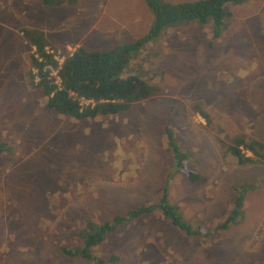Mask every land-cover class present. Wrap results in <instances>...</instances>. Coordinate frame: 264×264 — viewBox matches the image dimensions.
<instances>
[{"label":"rangeland","instance_id":"rangeland-1","mask_svg":"<svg viewBox=\"0 0 264 264\" xmlns=\"http://www.w3.org/2000/svg\"><path fill=\"white\" fill-rule=\"evenodd\" d=\"M228 10L215 39L190 22L139 49L123 74L139 76L142 65L155 93L115 115L75 120L45 108L27 83L19 28L39 29L61 61L78 46L103 50L142 36L151 21L144 0H0V264H91L65 252L81 244L84 222L154 204L165 183L198 238L152 210L92 253L115 257L110 264H264V164H237L218 142L240 133L264 142V0ZM165 127L195 179L175 169ZM242 184L241 215L218 228Z\"/></svg>","mask_w":264,"mask_h":264},{"label":"trees","instance_id":"trees-1","mask_svg":"<svg viewBox=\"0 0 264 264\" xmlns=\"http://www.w3.org/2000/svg\"><path fill=\"white\" fill-rule=\"evenodd\" d=\"M75 0H41L42 4L59 5L72 3ZM245 0H144L151 13V21L146 32L137 39L114 43L103 50H86L76 47L58 64L54 56L46 50L48 46L43 33L36 28L23 27L19 33L24 45L30 50L28 54L27 83L41 97H46L45 108L54 109L56 113L75 120L93 119L103 115H115L128 109L131 104L143 100L157 91V88L146 79L149 70L138 65L141 72L123 74V70L138 56L142 46L153 41L166 28L178 24L196 22L208 25L210 36L215 39L225 27V19L231 12L228 5L241 4ZM55 70L57 81L53 79L51 70ZM90 102L80 104L79 100ZM168 149L173 155L175 169L187 174H196L186 166L188 152L176 142L174 132L165 127ZM219 146L229 158L237 164L248 162L264 164V142L250 138L242 133L229 136L222 134L218 140ZM10 150V148H7ZM5 152L4 144L0 143V154ZM248 153V154H247ZM168 177V175H167ZM167 184L161 188L160 198L154 204L135 206L110 218L99 222H86L80 230L81 244L69 247L65 252L78 256L91 264H110L115 257L108 260L97 257L92 248L100 243L105 235L115 230L119 225L135 220L137 216L152 210L160 212L177 230L198 238L197 229L186 219H183L178 207L170 203L166 197ZM249 186L242 184L234 188L233 205L228 215L217 225L225 229L236 223L242 213V203ZM64 250V247L61 248Z\"/></svg>","mask_w":264,"mask_h":264},{"label":"clouds","instance_id":"clouds-1","mask_svg":"<svg viewBox=\"0 0 264 264\" xmlns=\"http://www.w3.org/2000/svg\"><path fill=\"white\" fill-rule=\"evenodd\" d=\"M19 29H20V28H19ZM45 40H46V39H45ZM46 42H47V41H46ZM47 44H48V43H47ZM45 48H46L47 51H49V52L54 56V58L56 59V61H57L58 64L62 61V60H61V61H58V60H57V58L55 57V55L53 54V52H52L51 49L49 48V45L46 46ZM32 50H33V47L30 48V53L32 52ZM64 57H65V56H64ZM64 57H63V58H64ZM51 75H55V70H54V69L51 70ZM53 79H55V81H57V76L55 75V76L53 77ZM42 98L45 99V103H46V97H42ZM83 101H84V100L80 99V100H79V103H80V104H85V103H83ZM135 103H136V102H135ZM131 105H132V104H131ZM48 109H50V108H48ZM50 110L54 111V109H50ZM54 112H55V111H54ZM58 114H60V113H58ZM85 223H86V222H84V224H85ZM84 224H83V226H84ZM83 226H82V227H83ZM80 230H81V229H80Z\"/></svg>","mask_w":264,"mask_h":264}]
</instances>
